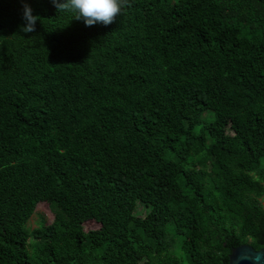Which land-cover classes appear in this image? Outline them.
I'll return each mask as SVG.
<instances>
[{"label":"trees","instance_id":"trees-1","mask_svg":"<svg viewBox=\"0 0 264 264\" xmlns=\"http://www.w3.org/2000/svg\"><path fill=\"white\" fill-rule=\"evenodd\" d=\"M244 244L264 248V0H125L87 27L0 0V264H227Z\"/></svg>","mask_w":264,"mask_h":264},{"label":"clouds","instance_id":"clouds-1","mask_svg":"<svg viewBox=\"0 0 264 264\" xmlns=\"http://www.w3.org/2000/svg\"><path fill=\"white\" fill-rule=\"evenodd\" d=\"M60 12L72 14V19L82 20L85 26L112 24L114 19L122 14L125 0H50ZM37 16L33 15L31 7L24 3L22 11L25 33L33 32L37 23Z\"/></svg>","mask_w":264,"mask_h":264},{"label":"water","instance_id":"water-1","mask_svg":"<svg viewBox=\"0 0 264 264\" xmlns=\"http://www.w3.org/2000/svg\"><path fill=\"white\" fill-rule=\"evenodd\" d=\"M227 264H264V248L255 250L249 244L233 248Z\"/></svg>","mask_w":264,"mask_h":264},{"label":"rangeland","instance_id":"rangeland-1","mask_svg":"<svg viewBox=\"0 0 264 264\" xmlns=\"http://www.w3.org/2000/svg\"><path fill=\"white\" fill-rule=\"evenodd\" d=\"M199 127L196 128L198 130ZM54 218V214L51 211L47 203H40L35 208V213L28 222V226L31 228L36 227L40 223L44 222L46 225L50 224ZM99 228V225L93 221H87L83 224L84 231L96 230ZM174 253L178 256L179 249L178 247L174 248Z\"/></svg>","mask_w":264,"mask_h":264}]
</instances>
